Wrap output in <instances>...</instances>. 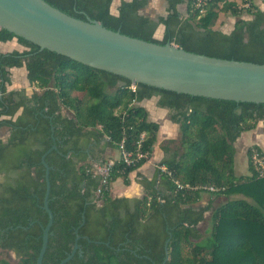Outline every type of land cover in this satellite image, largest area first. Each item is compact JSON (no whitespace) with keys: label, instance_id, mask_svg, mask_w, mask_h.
<instances>
[{"label":"trees","instance_id":"trees-1","mask_svg":"<svg viewBox=\"0 0 264 264\" xmlns=\"http://www.w3.org/2000/svg\"><path fill=\"white\" fill-rule=\"evenodd\" d=\"M43 1L72 18L96 21L130 38L264 65V11L250 0H241L244 9L234 0H208L201 15L191 0H162L164 15L154 20L139 14L148 0L121 1L116 15L109 12L111 0ZM180 5L185 6V17L177 10ZM218 13L235 19L227 34L213 29ZM242 14L249 19H241ZM158 25L163 31L156 40L152 36ZM12 38L0 29V42ZM15 39L26 51L0 55V116H11L22 107L15 121L2 122L10 134L6 143L0 142V250L17 256L16 264H35L47 220L40 159L54 144L43 159L48 167L47 206L53 219L41 264H59L70 253L75 236L78 249L65 264H264V178L258 179L253 172L250 151L246 153L250 175L236 177L233 172V143L258 122L264 124V104L192 97L131 84ZM22 64L29 83L42 90L30 98L3 89L4 68ZM72 93H82L84 102ZM152 97L178 125L182 151L161 148L164 157L159 165L165 171L159 172L158 187L154 188V182L147 185V193L139 200L110 199L108 190L95 194L100 177L73 162L71 156L78 152L75 139L89 128L95 132V143L104 141L115 149L124 139L125 148L135 151L139 142V150L151 155L158 125L148 121L139 104ZM61 108L70 116H61ZM143 163L115 165L109 181L125 180ZM202 187L223 191L210 193ZM200 194H240L249 201L226 200L210 212V227L202 238L197 225L210 207L198 204ZM0 264L8 263L0 260Z\"/></svg>","mask_w":264,"mask_h":264},{"label":"water","instance_id":"water-1","mask_svg":"<svg viewBox=\"0 0 264 264\" xmlns=\"http://www.w3.org/2000/svg\"><path fill=\"white\" fill-rule=\"evenodd\" d=\"M0 29L38 50L120 76L131 84L192 97L264 104V65L206 57L185 52L173 44L157 45L130 38L96 21L72 18L43 0H0ZM54 148L53 144L40 159L45 182L42 209L47 220L41 230L35 264H41L53 219L47 206L48 167L43 159ZM76 242L77 236L70 253L59 264L72 258L78 249Z\"/></svg>","mask_w":264,"mask_h":264},{"label":"crops","instance_id":"crops-1","mask_svg":"<svg viewBox=\"0 0 264 264\" xmlns=\"http://www.w3.org/2000/svg\"><path fill=\"white\" fill-rule=\"evenodd\" d=\"M121 1L127 2L130 0H111L110 5H112L113 7L111 10L112 15L117 14L116 10ZM154 1H158V3H161L163 6L162 0H148L147 7ZM250 2L254 6H256V8H258L259 10L264 11V0H250ZM178 7H177V10L179 11ZM162 12L164 13V8H162ZM231 29L227 33H229ZM24 51H26V48L22 46L21 44H19L15 38H12L9 41L0 42V55H6L12 52L21 53ZM4 71H5L6 81L3 84V89L5 93H9V92L22 93L23 96L27 98H30L33 95V93H37V94L41 93L42 90L37 89L34 86V84L29 83L27 79V72H26L24 64H22L20 67L4 68ZM147 102L148 101L143 100L139 104V106L142 107L146 111L147 119H149L150 105ZM156 102H157V99H155V101L153 102L155 106H156ZM156 108H157L156 109L157 117L156 118L150 117V119L154 123L157 124L156 121H160L164 119V117L168 115V111L167 109L158 108L157 106ZM21 112H22V107H19L11 116H0V142L2 144L6 143V141L9 138V134H10L8 127L3 126L2 122L8 121V120L12 122L15 121L18 117L21 116ZM60 115L69 117L70 112L67 109L61 108ZM167 124H169L168 125L169 128L176 127V125L172 123L168 119V117H167ZM255 130L256 129L248 131L247 133L246 132L242 133V135L253 134ZM93 134L95 135V132H93L92 129L86 128L82 131V135L75 139V142H76L75 145L77 146L76 148L78 149V152L74 153L71 156V158L73 159V162L76 164V166H83V167H88L89 169H91L94 165H101L102 163L106 161H115L117 159V152L115 151V149L105 145L104 141L95 143V140H94L95 136H93ZM104 140H105V137H104ZM252 141L254 143L255 142L258 143L260 142V138L257 137L253 139ZM154 144L151 148V155H150L149 161L144 162L137 169L128 173L125 180H123L121 177H117L116 179H114L112 182L109 183L108 197L110 199L139 200L147 193V191L145 190V187L147 185L154 182V188L158 187V179H159L160 171L158 170L157 167L160 166L159 164L161 163L164 157V154L161 148H158L156 150V148H154L155 147ZM1 178L2 177L0 176V181H1ZM231 196H233L235 199H240V198H236L237 195H231ZM241 199H245V198L241 197ZM223 200L225 201L227 200L223 197V195L200 194L198 204L200 206L209 205L210 210L206 211L203 214V221L197 225V228H199V226L204 222L207 215H210V212H212L214 209H216L219 206L218 205L215 208H213L212 202L217 203ZM245 200L249 201L248 199H245ZM99 205L100 203H97V206Z\"/></svg>","mask_w":264,"mask_h":264},{"label":"rangeland","instance_id":"rangeland-1","mask_svg":"<svg viewBox=\"0 0 264 264\" xmlns=\"http://www.w3.org/2000/svg\"><path fill=\"white\" fill-rule=\"evenodd\" d=\"M236 5L244 9L245 7L242 6L241 0H234ZM115 7V6H114ZM112 5H110L109 12L111 13L112 11ZM162 4L158 3V1L152 2L148 7L146 6L143 10L139 12L141 15L148 16L151 19H155L157 16H163L164 13L162 12ZM180 14L185 17V6L181 5L178 7ZM112 14V13H111ZM241 19L248 20L249 17H247L245 14H242L240 16ZM235 19L228 14L224 13H218L217 20L215 21L213 25V29L219 30L222 33H227L231 28L234 23ZM160 25L157 26V30L154 33L153 37L156 40H159L162 36V30L160 29ZM73 96H76L77 98L81 99L82 102H84V95L81 93H72ZM157 99V97H152L146 101L149 103L150 108H149V115L150 117L156 118L157 117V108L154 105V101ZM151 103V104H150ZM116 113L119 111L116 110ZM169 115H166L164 119L160 121H156L158 127L157 129V134H156V141H155V147L156 150L158 148H168L170 150H174L175 148H180L179 151H182L181 147H179V129L178 125L173 128H169L167 124V117ZM148 119V121L153 122L151 119ZM156 120V119H155ZM154 120V121H155ZM255 132L253 134H248V135H240L236 141L233 143V149H234V155H233V172L236 177H245L250 174L249 171L247 170V155L246 153L248 151L254 154V152H259L260 156L264 159V124L261 122H258L255 125ZM253 129V130H254ZM217 130V129H216ZM245 133V132H244ZM247 133V132H246ZM259 137L260 142L254 143L252 140ZM262 139V140H261ZM239 195V196H238ZM219 197V196H218ZM227 200H233L235 199L233 196H223ZM242 196L240 194H237L236 198H241ZM244 198V197H243ZM225 200L221 202H212V207L215 208L216 206L220 205L223 203ZM210 224H209V215H207L206 219L204 222L199 226L198 231L201 235L202 238L207 236V230H209ZM0 260L6 261L8 264H16L18 262V257L15 256L12 252H6L3 250H0Z\"/></svg>","mask_w":264,"mask_h":264},{"label":"built area","instance_id":"built-area-1","mask_svg":"<svg viewBox=\"0 0 264 264\" xmlns=\"http://www.w3.org/2000/svg\"><path fill=\"white\" fill-rule=\"evenodd\" d=\"M192 6L198 10V13L201 15L203 13V7L206 5L208 0H191ZM243 7H246L244 5ZM130 90H134L133 85L129 87ZM143 134L140 135L139 140H142ZM105 140L108 138L105 137ZM139 144V142H138ZM137 144V149L135 151H128L125 148L124 139H121L118 143L115 144V151L117 152V159L115 161H106L101 165H94L87 172H91L93 175L100 177V185L96 189L95 194H100L102 190H108L110 183V175L112 168L115 165H123L126 167L133 166L139 161L147 162L150 159L148 152H142L139 150ZM251 165L253 172L255 173L258 179L264 178V159L260 156L259 152H254L251 156ZM160 172H164L165 168L163 166L157 167ZM202 190H205L210 193H215L218 191H223V188L217 189L213 187H202Z\"/></svg>","mask_w":264,"mask_h":264}]
</instances>
